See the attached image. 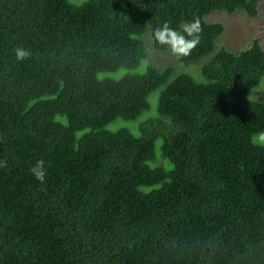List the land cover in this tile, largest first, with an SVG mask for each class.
<instances>
[{"label":"trees","instance_id":"1","mask_svg":"<svg viewBox=\"0 0 264 264\" xmlns=\"http://www.w3.org/2000/svg\"><path fill=\"white\" fill-rule=\"evenodd\" d=\"M259 1L0 0V264H264V102L250 96L264 51L215 50L224 27L204 20L257 17ZM196 17L200 43L178 59L202 62L201 79L129 75L146 34L165 52L153 30Z\"/></svg>","mask_w":264,"mask_h":264},{"label":"rangeland","instance_id":"2","mask_svg":"<svg viewBox=\"0 0 264 264\" xmlns=\"http://www.w3.org/2000/svg\"><path fill=\"white\" fill-rule=\"evenodd\" d=\"M70 1L73 3H79L82 0ZM257 8L258 16L252 18L248 17L238 10L232 15L226 14L223 11L216 10L205 16V22H218L221 23L224 27V32L216 41L215 50H218L222 46L232 51L246 49L250 47L254 39H258L260 41V46L264 51V0L259 1ZM148 37V34H146V39H144L147 50L146 58L142 61V63L136 70H129V75H132V72L142 73L149 65L159 68L171 66L175 69L176 73L185 72L191 74L194 78L201 79L199 68L202 62L200 64L186 66V64L179 61L178 57L174 55L169 48L165 52H157L153 48H151V42ZM123 71L124 70L122 69L117 72H105L99 74V78H110L118 80L125 76V72ZM160 90V88L156 89L148 98L150 111H153V113H156L157 111V100ZM250 96L257 101L264 102V79H262L259 85L251 91ZM142 117L143 115L138 120L143 121ZM129 123L130 122L128 121L118 119L115 122H112L109 127L112 129H118L120 127H126ZM255 140L257 142L259 140V137H255ZM159 145L160 144L157 143L155 150V154L157 155V157L159 156ZM152 165L153 164H151V166Z\"/></svg>","mask_w":264,"mask_h":264},{"label":"clouds","instance_id":"3","mask_svg":"<svg viewBox=\"0 0 264 264\" xmlns=\"http://www.w3.org/2000/svg\"><path fill=\"white\" fill-rule=\"evenodd\" d=\"M202 32L200 19L196 17L192 21H186L181 30L174 29L169 23L164 22L153 30L152 38L155 43L167 46L177 57H184L190 55L191 51L198 46ZM13 51L18 60H23L29 55L28 51L22 47H16ZM255 136L264 139V130L256 133ZM29 171L41 184L45 182L47 175L45 160H37Z\"/></svg>","mask_w":264,"mask_h":264}]
</instances>
